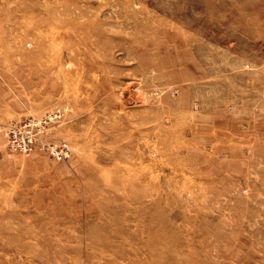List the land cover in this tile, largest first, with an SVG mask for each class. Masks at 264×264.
Listing matches in <instances>:
<instances>
[{"label": "rangeland", "instance_id": "obj_1", "mask_svg": "<svg viewBox=\"0 0 264 264\" xmlns=\"http://www.w3.org/2000/svg\"><path fill=\"white\" fill-rule=\"evenodd\" d=\"M0 264H264V0H0Z\"/></svg>", "mask_w": 264, "mask_h": 264}, {"label": "built area", "instance_id": "obj_2", "mask_svg": "<svg viewBox=\"0 0 264 264\" xmlns=\"http://www.w3.org/2000/svg\"><path fill=\"white\" fill-rule=\"evenodd\" d=\"M44 124L45 120L35 118L12 123L7 128L9 147L20 153L37 148L57 160L68 158L70 154L68 148L56 147L41 138Z\"/></svg>", "mask_w": 264, "mask_h": 264}]
</instances>
